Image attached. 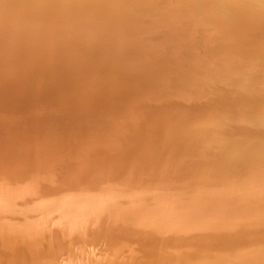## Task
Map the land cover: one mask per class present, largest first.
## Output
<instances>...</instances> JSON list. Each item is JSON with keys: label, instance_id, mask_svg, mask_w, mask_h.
<instances>
[{"label": "bare ground", "instance_id": "obj_1", "mask_svg": "<svg viewBox=\"0 0 264 264\" xmlns=\"http://www.w3.org/2000/svg\"><path fill=\"white\" fill-rule=\"evenodd\" d=\"M0 264H264V0H0Z\"/></svg>", "mask_w": 264, "mask_h": 264}]
</instances>
